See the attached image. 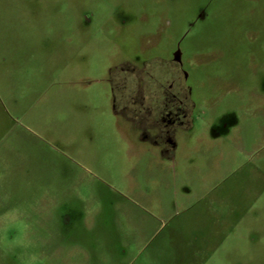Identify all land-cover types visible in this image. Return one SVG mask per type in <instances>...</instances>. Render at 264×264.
Here are the masks:
<instances>
[{
	"label": "rangeland",
	"instance_id": "obj_1",
	"mask_svg": "<svg viewBox=\"0 0 264 264\" xmlns=\"http://www.w3.org/2000/svg\"><path fill=\"white\" fill-rule=\"evenodd\" d=\"M174 53L140 131L111 71ZM0 264H264V0H0Z\"/></svg>",
	"mask_w": 264,
	"mask_h": 264
},
{
	"label": "flooded vegetation",
	"instance_id": "obj_2",
	"mask_svg": "<svg viewBox=\"0 0 264 264\" xmlns=\"http://www.w3.org/2000/svg\"><path fill=\"white\" fill-rule=\"evenodd\" d=\"M151 62L164 67L163 73L160 72L166 76L164 79L159 75L149 79L150 74L146 67L151 65ZM151 62L144 65L143 70L140 71L132 65L122 64L114 68L111 74L113 77L119 75L120 79L116 89L120 90L123 104L118 110L123 112L125 119L134 128L140 131L149 128L158 136L166 133L169 128L180 125L182 121H186L190 104L186 102L187 90L184 87L186 74L181 70L180 55L174 53L171 61L167 63L160 62L158 59ZM125 72H128V78ZM132 75L139 77L138 103L133 102L134 99L129 92V81ZM161 80L164 81L161 82Z\"/></svg>",
	"mask_w": 264,
	"mask_h": 264
}]
</instances>
